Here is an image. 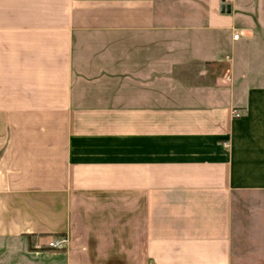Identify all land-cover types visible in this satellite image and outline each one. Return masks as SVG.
Segmentation results:
<instances>
[{
	"label": "crops",
	"instance_id": "1",
	"mask_svg": "<svg viewBox=\"0 0 264 264\" xmlns=\"http://www.w3.org/2000/svg\"><path fill=\"white\" fill-rule=\"evenodd\" d=\"M0 255L264 264V0H0Z\"/></svg>",
	"mask_w": 264,
	"mask_h": 264
},
{
	"label": "built area",
	"instance_id": "2",
	"mask_svg": "<svg viewBox=\"0 0 264 264\" xmlns=\"http://www.w3.org/2000/svg\"><path fill=\"white\" fill-rule=\"evenodd\" d=\"M238 38H239V34H236L233 36L234 40H238ZM238 116L239 115L234 112V117L237 118ZM65 244H66L65 239H54L48 244V247L53 249V250H61L64 248Z\"/></svg>",
	"mask_w": 264,
	"mask_h": 264
},
{
	"label": "rangeland",
	"instance_id": "3",
	"mask_svg": "<svg viewBox=\"0 0 264 264\" xmlns=\"http://www.w3.org/2000/svg\"><path fill=\"white\" fill-rule=\"evenodd\" d=\"M15 259H16L15 256H2V255H0V264H13Z\"/></svg>",
	"mask_w": 264,
	"mask_h": 264
}]
</instances>
